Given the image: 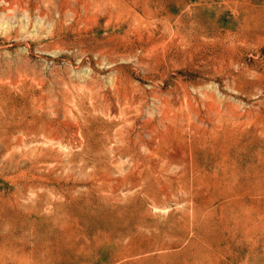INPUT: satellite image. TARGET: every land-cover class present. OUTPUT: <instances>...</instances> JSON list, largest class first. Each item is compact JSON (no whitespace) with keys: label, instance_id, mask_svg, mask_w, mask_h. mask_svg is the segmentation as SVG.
<instances>
[{"label":"rangeland","instance_id":"1","mask_svg":"<svg viewBox=\"0 0 264 264\" xmlns=\"http://www.w3.org/2000/svg\"><path fill=\"white\" fill-rule=\"evenodd\" d=\"M0 264H264V0H0Z\"/></svg>","mask_w":264,"mask_h":264}]
</instances>
